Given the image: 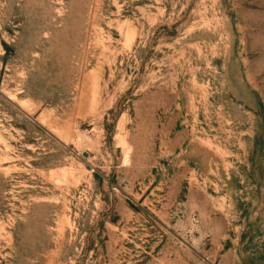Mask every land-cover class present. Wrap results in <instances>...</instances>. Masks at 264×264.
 <instances>
[{
	"label": "rangeland",
	"instance_id": "rangeland-1",
	"mask_svg": "<svg viewBox=\"0 0 264 264\" xmlns=\"http://www.w3.org/2000/svg\"><path fill=\"white\" fill-rule=\"evenodd\" d=\"M0 264H264V0H0Z\"/></svg>",
	"mask_w": 264,
	"mask_h": 264
},
{
	"label": "water",
	"instance_id": "water-1",
	"mask_svg": "<svg viewBox=\"0 0 264 264\" xmlns=\"http://www.w3.org/2000/svg\"><path fill=\"white\" fill-rule=\"evenodd\" d=\"M83 157H87V154H83Z\"/></svg>",
	"mask_w": 264,
	"mask_h": 264
},
{
	"label": "bare ground",
	"instance_id": "bare-ground-1",
	"mask_svg": "<svg viewBox=\"0 0 264 264\" xmlns=\"http://www.w3.org/2000/svg\"><path fill=\"white\" fill-rule=\"evenodd\" d=\"M59 178V177H58Z\"/></svg>",
	"mask_w": 264,
	"mask_h": 264
}]
</instances>
